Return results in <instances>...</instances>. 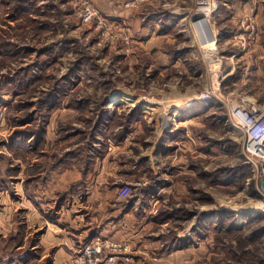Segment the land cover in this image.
Listing matches in <instances>:
<instances>
[{
    "label": "rangeland",
    "instance_id": "obj_1",
    "mask_svg": "<svg viewBox=\"0 0 264 264\" xmlns=\"http://www.w3.org/2000/svg\"><path fill=\"white\" fill-rule=\"evenodd\" d=\"M150 1L0 0V264H264V159L231 110L264 108V0H216L243 12L226 38L184 0L157 50Z\"/></svg>",
    "mask_w": 264,
    "mask_h": 264
},
{
    "label": "crops",
    "instance_id": "obj_2",
    "mask_svg": "<svg viewBox=\"0 0 264 264\" xmlns=\"http://www.w3.org/2000/svg\"><path fill=\"white\" fill-rule=\"evenodd\" d=\"M94 1V3L96 4L97 7H99L102 11L105 12H116L117 10H120L121 5L123 4V2L125 0H92ZM158 0H151L150 2H153L152 5H154ZM164 1V6H166V10L164 9H160V12H156L155 14L153 13H149L148 16L153 20V23L147 25V29L145 27L146 22H145V17L146 14L138 11L137 9L134 11V13L137 15V29L139 30V32L141 33L142 37H147L150 36L151 38L147 41V43L151 44V48L154 49H160L162 48V42L165 39V42L167 41H171L172 38H174L173 36L175 34H173L174 32L177 34L180 33L179 30H183L186 22L189 20V14H187V10L186 7L187 5H183L185 2L184 0H163ZM228 1V0H225ZM225 5H227V3H224ZM253 4V3H252ZM230 5L231 3L228 4L229 8L224 10V11H219L218 13L216 12L215 15V20L213 22L212 27L215 28V32H218L219 35H224V38H226V36L230 33H233L236 29H237V24L239 22V18L241 17V14H243V12H239V10H231L230 9ZM253 13V15L255 17L258 16H262L261 12L259 11H253L251 12ZM142 14H145V16L143 15L141 17ZM141 19H140V17ZM141 20H143V22H141ZM203 25V24H202ZM204 26V25H203ZM205 27V26H204ZM136 28V27H135ZM207 29V28H206ZM148 30V31H147ZM229 38L226 39L224 41V43L228 44L229 43ZM153 42L154 45H153ZM183 46V45H182ZM237 48L235 47H231V46H227L223 47V53L225 56V65L227 66V68L229 69L230 73H232L234 71L235 65L237 64L238 60L240 59H244L245 61L249 62L251 59L249 58L250 56L247 54L246 56H236V50ZM177 54L179 52H176ZM246 54V53H245ZM175 56V57H174ZM178 57V58H177ZM183 56L182 54L179 53V55H171L168 58L163 59L164 60V64L167 65V61L168 59L172 60V63L170 66H175L176 64H178V60L181 59ZM176 59V60H173ZM229 73V74H230ZM187 88V89H186ZM185 88V90L187 91V93L190 94L191 89L188 88V86ZM235 91V90H234ZM194 92H196L194 90ZM208 90H204L203 92H201L200 94L196 93L195 95L197 97L195 98H201V97H206V95H208ZM231 93V92H230ZM229 93V94H230ZM180 96H184L186 94V92L184 94L177 93ZM165 97L171 98V94H164ZM194 94H192L193 96ZM187 97H189V99H193V97L186 95ZM252 102V101H251ZM181 103H185V102H181ZM176 104V103H173ZM172 104V105H173ZM187 107L190 106V101H188V104L186 103ZM188 109V108H187ZM185 110V109H183ZM195 108L192 107L190 109V112L192 115L195 114ZM190 115V114H187ZM197 117L193 116V118ZM191 117H189V120ZM172 156V155H170ZM178 163L180 165H184L185 164V160L184 157H181V161L177 160ZM177 163V164H178ZM178 164V165H179ZM177 167H183V166H177ZM90 193V192H89Z\"/></svg>",
    "mask_w": 264,
    "mask_h": 264
},
{
    "label": "built area",
    "instance_id": "obj_3",
    "mask_svg": "<svg viewBox=\"0 0 264 264\" xmlns=\"http://www.w3.org/2000/svg\"><path fill=\"white\" fill-rule=\"evenodd\" d=\"M193 2L194 5L189 9L190 16H198L203 25L209 28L214 13L218 10L216 0H193ZM94 14L97 15V12L90 4H87L84 16L91 18ZM231 110L235 125L240 127L245 134L246 153L252 157L264 159V108H255L248 104H232ZM106 245L114 249L120 247V245L109 241L106 242Z\"/></svg>",
    "mask_w": 264,
    "mask_h": 264
},
{
    "label": "trees",
    "instance_id": "obj_4",
    "mask_svg": "<svg viewBox=\"0 0 264 264\" xmlns=\"http://www.w3.org/2000/svg\"><path fill=\"white\" fill-rule=\"evenodd\" d=\"M26 122V121H25Z\"/></svg>",
    "mask_w": 264,
    "mask_h": 264
}]
</instances>
